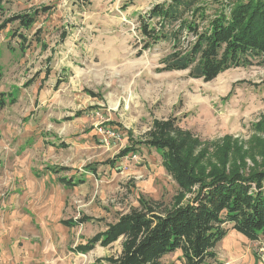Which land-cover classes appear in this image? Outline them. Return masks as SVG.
<instances>
[{
	"label": "rangeland",
	"instance_id": "obj_1",
	"mask_svg": "<svg viewBox=\"0 0 264 264\" xmlns=\"http://www.w3.org/2000/svg\"><path fill=\"white\" fill-rule=\"evenodd\" d=\"M166 1H0V264H109L118 256L123 239L77 248L140 197L174 200L179 187L162 153L143 144L156 118L176 116L200 138L198 173L263 167L264 65L209 82L161 71L171 45L145 49L140 17ZM24 14L35 22L10 20ZM100 128L117 137L107 143ZM128 147L115 166L104 163ZM246 239L230 228L208 264H263L264 238ZM183 260L178 250L161 264Z\"/></svg>",
	"mask_w": 264,
	"mask_h": 264
},
{
	"label": "trees",
	"instance_id": "obj_2",
	"mask_svg": "<svg viewBox=\"0 0 264 264\" xmlns=\"http://www.w3.org/2000/svg\"><path fill=\"white\" fill-rule=\"evenodd\" d=\"M72 1L81 6L91 2ZM214 3L219 5L211 7ZM34 16L10 20L24 27L35 22ZM140 24L145 49L159 42L171 45L161 71H188L190 77L209 82L232 68L264 65V0H169L154 5L140 17ZM143 142L162 153L164 166L179 187L174 200L140 197L139 207L119 216L77 250L87 253L97 244L107 247L123 239L121 253L107 257L109 264H161L165 255L178 250L183 264H208L217 259V245L230 228L251 241L264 236V165L249 173L227 169L208 176L198 173L195 151L200 138L182 127L176 116L156 118ZM133 150L128 147L104 163L115 166ZM97 164L89 168L96 172ZM90 219L85 216L78 222Z\"/></svg>",
	"mask_w": 264,
	"mask_h": 264
},
{
	"label": "built area",
	"instance_id": "obj_3",
	"mask_svg": "<svg viewBox=\"0 0 264 264\" xmlns=\"http://www.w3.org/2000/svg\"><path fill=\"white\" fill-rule=\"evenodd\" d=\"M99 131L101 132V134L103 135V137L105 138V140H106L107 143L109 142V140L112 137H114V138L117 137V135H115V133L112 132V131H110V130L104 131L102 128H100ZM259 255H260L261 262L264 264V247H261L259 249Z\"/></svg>",
	"mask_w": 264,
	"mask_h": 264
},
{
	"label": "crops",
	"instance_id": "obj_4",
	"mask_svg": "<svg viewBox=\"0 0 264 264\" xmlns=\"http://www.w3.org/2000/svg\"><path fill=\"white\" fill-rule=\"evenodd\" d=\"M234 231V230H233ZM236 231V230H235ZM237 234V233H236ZM236 236H241L240 238H242L243 240H245V238L244 237H242V235H239V234H237ZM263 238H264V236H261V238L259 239V240H257V241H251V240H249L248 238L246 239V240H249V242H252V243H259V242H261L262 240H263Z\"/></svg>",
	"mask_w": 264,
	"mask_h": 264
}]
</instances>
